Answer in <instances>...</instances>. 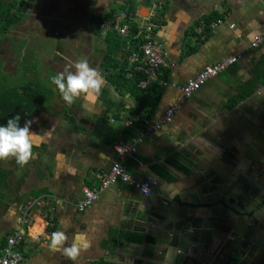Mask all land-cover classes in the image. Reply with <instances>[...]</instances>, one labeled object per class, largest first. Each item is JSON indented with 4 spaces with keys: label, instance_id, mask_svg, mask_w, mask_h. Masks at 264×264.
<instances>
[{
    "label": "crops",
    "instance_id": "0c3cea01",
    "mask_svg": "<svg viewBox=\"0 0 264 264\" xmlns=\"http://www.w3.org/2000/svg\"><path fill=\"white\" fill-rule=\"evenodd\" d=\"M136 1L135 12L139 15L145 13L150 1L162 2V10L156 15L155 33L157 42L167 52L166 66L158 70L162 79L182 85L206 66L227 56L239 55L238 60L188 98L175 88L158 84L157 108L150 118L140 117L158 123L171 105L178 104L179 108L171 122L146 134L136 153L125 162L132 176L152 183L151 195H143L121 182L99 190L100 175L116 159L113 145L121 137L130 142L141 133L138 125L126 127L123 123L126 118L139 116L132 112L138 101L117 77V68L124 61L126 67L127 58L138 48L127 55V48L121 46L112 55L114 60L104 63L108 36L125 38L128 34L120 35L101 25L122 13L126 17L120 23L128 25L126 12L119 9L125 1L27 0L23 19L6 35L22 28L29 36L24 38L26 44L20 61L29 52L37 57L30 56L32 67H28L25 77L40 86L44 79L48 88L41 87L43 102L19 122L23 127L26 121H32L30 131L37 134L30 162L21 167L15 158L0 160V255L6 237L21 230L23 240L17 250L24 260L20 264H125L141 254L151 255L158 237L169 239L168 231L161 228L152 213L158 206L176 224L170 229L178 235L172 241L178 250L175 254L170 251L175 260L190 246L194 247L193 241L209 238V223H213L215 214L222 216L220 202H225L226 190L217 196L214 175L200 167L205 163L202 154L196 153V138L201 131L229 120L239 103L242 106L238 113H245L264 101V76L257 79L254 76L258 66L264 68V44L249 49L253 37L264 31V0ZM113 9L116 12L111 20L98 23L94 20L105 17ZM214 23L216 26L212 27ZM29 43L31 47L27 49ZM80 59L88 60L99 71L103 86L94 100L80 97L68 106L50 77L74 70V63ZM45 68L52 73L48 77ZM125 75L136 77H128L126 71ZM137 76L140 80L141 76ZM255 83V90L259 88L260 93L239 99ZM137 87L140 88L138 83ZM190 157L198 165L193 166ZM219 169L222 173L228 170L227 166ZM85 188L99 190L98 197L90 207L79 211L76 205L83 200ZM165 196L171 201L167 206L158 202ZM36 199L39 204L29 211L32 222L22 226L18 207ZM147 206L152 208L147 210ZM228 215L232 220L237 219L232 212ZM183 218L190 219L184 229L180 227ZM65 225L68 236L65 246L80 234L87 244L76 261L49 248L48 236ZM129 234L150 240L137 241L128 238ZM114 237L116 243L110 241ZM160 257L161 264L170 260L164 253Z\"/></svg>",
    "mask_w": 264,
    "mask_h": 264
},
{
    "label": "water",
    "instance_id": "95a60500",
    "mask_svg": "<svg viewBox=\"0 0 264 264\" xmlns=\"http://www.w3.org/2000/svg\"><path fill=\"white\" fill-rule=\"evenodd\" d=\"M258 93L259 88L251 96ZM241 106L239 103L234 108V115L229 120L201 131L196 138V153L202 154L205 163L200 167L214 175L217 196L226 190L225 202H220L222 216L215 214V220L209 223L210 237L193 241L194 247L190 246V250L174 260L170 251L175 254L178 250L172 244L178 235L172 234L170 229L176 224L162 207L157 206L152 213L161 228L168 231L169 239L158 237L151 255L141 254L140 258L125 264H161L162 253L170 259L164 264H264V101L245 113H238ZM190 160L193 166L198 165L194 158L190 157ZM222 166L228 168L224 173L219 169ZM158 202L167 206L171 201L165 196ZM229 212L236 214L237 219H230ZM180 222L184 229L190 219L183 218Z\"/></svg>",
    "mask_w": 264,
    "mask_h": 264
},
{
    "label": "built area",
    "instance_id": "2783aa9c",
    "mask_svg": "<svg viewBox=\"0 0 264 264\" xmlns=\"http://www.w3.org/2000/svg\"><path fill=\"white\" fill-rule=\"evenodd\" d=\"M162 10V2L150 1L145 7V13L139 15L136 13L131 17L132 22H137L135 26V38L138 42V50L131 53L127 58L125 71L128 77L140 75L141 78L138 86L145 89L148 85L157 83L160 86H170L182 92L184 98L190 97L197 91L207 80L214 78L219 73L233 65L239 58V55H230L223 58L216 64L206 66L194 77L189 78L184 84H176L168 82L159 76L158 70L166 66L167 52L155 38V33L158 28L156 15ZM126 17L122 13L119 17H115L111 22L102 24L101 27L106 30H114L120 35L129 33V26L125 23H120ZM216 24H212V27ZM264 44V31L256 34L249 44V49L253 50ZM179 108L178 104L171 105L165 112L161 122L151 123L149 119L140 116L126 118L123 123L126 127L138 125L141 133L130 142L123 141L122 137L113 145V150L116 154V159L112 162L110 168L100 175V188L104 190L109 186L121 182L129 185L132 189L138 190L143 195H149L152 188V183L149 180L139 179L132 176L125 167L127 159L131 158L137 151V146L141 144L144 137L148 133H152L160 129L164 124L171 122L173 113ZM99 190L83 189V200L77 203L76 207L79 211H83L90 207L97 199ZM39 204V199L32 200L23 206H19L18 210L21 213L22 226L29 225L32 222L31 214L29 213L35 205ZM23 240V232L15 230L6 237L5 245L0 255V264H20L24 260V256L17 250L18 245ZM179 253V251H178Z\"/></svg>",
    "mask_w": 264,
    "mask_h": 264
},
{
    "label": "trees",
    "instance_id": "16d2710c",
    "mask_svg": "<svg viewBox=\"0 0 264 264\" xmlns=\"http://www.w3.org/2000/svg\"><path fill=\"white\" fill-rule=\"evenodd\" d=\"M125 4L121 5L119 9H122L126 12L128 19H131L133 16L136 7V0H124ZM27 0H0V40L3 36L7 34L12 26L17 24L20 20L23 19L24 13L27 9ZM116 9H113L105 17L94 18L95 21H109L113 18ZM127 23L129 25V33L125 38H121L118 35L110 34L108 36V53L104 58V63L111 62L114 60L112 55L118 49H121V46L127 48L126 54L129 55L131 52L137 50L138 42L135 38V24ZM126 60V58H124ZM125 61L121 64L118 69L117 77L120 78L129 88V90L134 94L137 102V105L133 108V114L139 116H145L150 118L159 101V91L158 84H151L145 90H142L137 87L139 77L127 78L124 71ZM254 76L259 78L264 76V68L257 67ZM255 80V79H254ZM258 84V83H257ZM264 84V82H263ZM255 86H251L249 91L239 97H246L255 91ZM3 81L0 82V125H6L7 120L19 115L20 120L27 118L32 111H34L37 104L42 103L41 94L42 89L40 84L36 81H30L21 86L14 87H3ZM19 120V122H20ZM126 236V235H125ZM127 238V237H126ZM128 238H133L137 241L150 240V238L145 237H136L134 235H128ZM112 243L115 242V237L110 240Z\"/></svg>",
    "mask_w": 264,
    "mask_h": 264
},
{
    "label": "clouds",
    "instance_id": "9594fccd",
    "mask_svg": "<svg viewBox=\"0 0 264 264\" xmlns=\"http://www.w3.org/2000/svg\"><path fill=\"white\" fill-rule=\"evenodd\" d=\"M74 70H65L50 77L51 84L58 90L66 105L71 106L77 98L94 100L103 86V78L99 71L92 67L88 60L80 59L73 65ZM19 115L0 125V160L15 158L18 165L28 164L33 156V147L37 134L30 131L32 121L19 125ZM67 225L53 231L48 239L52 251L61 252L63 256L76 261L82 248L87 247L83 234L75 236L68 246Z\"/></svg>",
    "mask_w": 264,
    "mask_h": 264
},
{
    "label": "rangeland",
    "instance_id": "374dc122",
    "mask_svg": "<svg viewBox=\"0 0 264 264\" xmlns=\"http://www.w3.org/2000/svg\"><path fill=\"white\" fill-rule=\"evenodd\" d=\"M6 36L7 37H2V39L0 40V82L3 81L5 87H18L31 80L30 78H28V76L26 78L25 74L28 67H32L30 56L32 55L36 58L37 55H35L36 53L29 52V55H26L25 58H22V61H20L21 55L23 54L22 48L26 44L24 42V38H29V36L24 33L22 28L19 31L14 30L12 32H9V35ZM30 44L31 43H29V45ZM29 47H31V45L28 46L27 49H29ZM31 69L32 68H30L29 71ZM45 69L47 72L46 77L50 76L52 74L51 71L48 68ZM32 74L36 75V71L32 70ZM36 79L40 81L39 77H37ZM46 84H48V81L42 79L41 87L43 88V90H46V88H48ZM43 85L46 87L45 89Z\"/></svg>",
    "mask_w": 264,
    "mask_h": 264
},
{
    "label": "flooded vegetation",
    "instance_id": "af4514ba",
    "mask_svg": "<svg viewBox=\"0 0 264 264\" xmlns=\"http://www.w3.org/2000/svg\"><path fill=\"white\" fill-rule=\"evenodd\" d=\"M249 226V225H248ZM180 253V252H179Z\"/></svg>",
    "mask_w": 264,
    "mask_h": 264
}]
</instances>
